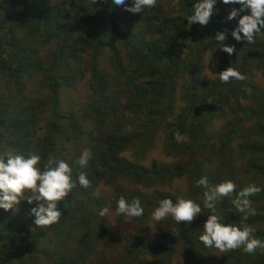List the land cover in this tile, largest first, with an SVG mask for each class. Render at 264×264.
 <instances>
[{"label":"rangeland","instance_id":"rangeland-1","mask_svg":"<svg viewBox=\"0 0 264 264\" xmlns=\"http://www.w3.org/2000/svg\"><path fill=\"white\" fill-rule=\"evenodd\" d=\"M125 2L127 7L132 6V0H125ZM84 4L93 5V2L92 0H84ZM111 5V8H108L104 13L106 21L101 24L104 39L108 44L102 48L96 57L98 73L104 76V80L109 84L104 101H108L110 108L104 110L102 115L98 110H102V106L95 108V104L92 102L93 94L88 72L92 56L91 50L79 52L72 56L69 67L63 70L65 74L72 75L68 78L71 84L61 86L57 91L56 98L51 95L43 82L45 75L41 72L36 73L27 83L22 82L19 85L22 89L16 97L14 95L17 91L16 86L7 81L0 72V91L4 96L2 102L7 106L9 114L21 115L22 107L27 106L35 121V125L31 128V133L27 138L30 139L29 147L32 153L38 154L39 152L38 142L41 141L47 131L50 114L55 105L58 113L75 114L80 117L79 123H75V125L78 123L76 125L78 132L74 130L75 126L74 124L72 126L71 119H66L64 122L66 126H61L55 150L50 155L68 162L72 167V179L77 181V186L72 192L57 204L61 213L59 219L61 223L46 226L51 228L47 236L39 242H34L36 252L32 258H29L31 257L29 252L19 249L21 252L12 264H55V261L58 263L62 261L64 264H76L77 260H71V258L73 259L72 255L76 251L75 248L84 235L88 237V245L93 250L82 258L80 264L121 263L125 259L123 252L131 239H142L164 246L171 244L172 247L171 252H168L167 255L153 251L139 253L136 261L159 262L166 259L167 264H237L229 256L235 252L234 250L220 253L215 248H206L199 240V236L203 232V224L212 214L210 209L203 207L204 188H201V193L197 197H193L189 191V180L186 174L187 177L155 183L145 180L136 181L127 174L117 172L115 167L122 162H130L150 168L153 161H157L159 166H175L177 163H181L185 168L192 166L195 162L190 134L193 114L196 115L205 109L204 123L200 130L208 145L205 150L199 153V160L202 162L201 176L206 177L208 181H213L209 187H214L225 180H231L236 184L235 191L237 193L252 183L261 189L264 188V174L259 175L250 170L251 165L256 163L260 167V171L264 173V157L259 153L250 157H239L235 151L238 143L248 137L264 144V133L261 132L260 127L254 126L257 121L264 123V44L257 46V50L253 52L255 54L249 56V59L253 61V66H251V75L245 90L231 95H216L211 102L205 100L200 102L204 97L201 95L202 89L201 92H197L200 94L194 98L196 103L191 105L192 108L189 111H186L189 106L184 97L189 89L195 90L196 87L193 82L187 81L183 72L180 71L174 81L175 90L170 101L171 112L166 113L167 116L165 115L163 119L159 120L160 123L155 125V131L149 134H147L148 132H139L138 137L134 138L127 148L117 151L114 156H103L101 152L106 149L108 141H111L108 138L109 133L104 134L107 125L119 126L124 128L123 131L132 128L133 122L130 123V120L126 118L132 113L124 110V108L128 104V99L134 96L133 93L129 92L134 86L127 83L128 78L125 75L133 72L137 77L135 81L138 83H142L146 79L144 76H139L143 71L140 61L132 59L133 52L141 47L140 39L142 40L144 29L143 23H141L142 19L147 18L148 14L157 17L156 19L162 17L174 19L176 16L185 15L183 0H157L155 8L145 9V11L135 14L126 11L124 6H116L113 2ZM239 7L238 4H224L222 0H216L209 22L201 26L206 27L214 23L218 18V13L227 18L233 9ZM85 9L87 8H78L74 11L76 14L70 15L64 20V28L71 36H75L81 31L82 21L86 19L88 12ZM14 11L23 14H27L29 11L33 13L34 7L26 3L16 7ZM81 17L84 19L80 20ZM238 20L239 16L232 19L233 30L237 26ZM154 24L160 26L162 23ZM193 29L195 31L193 38H180L177 41L175 55L182 63L189 61L196 43V37H200L198 47H196L197 54L192 60L194 74L197 76V81L201 77H206L208 80L218 79L220 71L229 66L234 67L225 57L226 52L220 49V42L214 40L218 30L215 32L211 30L209 33L198 32L196 35L198 28L194 27ZM158 36L157 33L153 36L154 38L148 34L144 37L145 40H157ZM29 40L31 39L29 38ZM234 42L235 39L230 32L224 43L233 46ZM54 47L53 44L40 45L38 48L39 55L41 57H44L45 54L49 55ZM113 59L118 66L124 69V76L119 75L114 70L111 64ZM48 60L50 61V58ZM233 108L238 109L239 112H232ZM178 111L188 114L184 119V122H187L185 125L188 132L186 135H181L180 142H177L176 138L170 141L171 137H168V129H166V125L172 123L180 114ZM240 115H245L242 121H240ZM236 126L241 127V133L226 150L222 147L220 139L225 133L233 131ZM73 135L77 136L74 137ZM94 144L101 147V149L98 148L100 152H94ZM172 145L175 146L172 148ZM176 148H184L186 153L176 152ZM84 149L90 150L92 156L88 166L81 168L75 161ZM12 150V147L7 148L8 152H12ZM94 158L96 160H93ZM80 172L86 173L87 178L94 181L92 183L94 186L86 189L81 188L77 178L73 177L74 173ZM95 181L98 182L95 183ZM158 193L169 194L170 197L182 196L201 205L202 213L191 223L184 222L187 228L189 227L190 230L195 228L197 231L199 249L194 254H188L182 250L180 238L175 242L170 240L171 236L168 235V232L177 224L171 217L160 222L152 219V212L127 222L123 216L115 217L116 204L121 196L131 202L133 199L152 197ZM232 196L233 194L229 197ZM96 198L100 201L92 203V200ZM37 206L38 203L35 201L29 204L26 199H22L14 209L7 211L0 209V220L8 219L10 213H13L15 215L13 225L25 226L30 224L32 227L37 226L34 224L35 217L31 215V209ZM104 207H109L112 215L101 217L99 212ZM252 207L264 213V202H254ZM65 212L69 213L65 214ZM215 214L222 217L220 222L223 224L233 223L242 226L239 223L240 213L236 211L233 205L225 211L216 208ZM253 228L264 229V221ZM259 252H262L264 257V249ZM42 253H49L53 258H48ZM253 258L255 259L256 256ZM133 263L136 264L135 261Z\"/></svg>","mask_w":264,"mask_h":264},{"label":"trees","instance_id":"trees-1","mask_svg":"<svg viewBox=\"0 0 264 264\" xmlns=\"http://www.w3.org/2000/svg\"><path fill=\"white\" fill-rule=\"evenodd\" d=\"M93 5H85L84 0H0V72L6 78L7 81L14 83L17 91V96L20 89L19 85L27 83L36 73L41 72L45 77L43 82L48 87L51 95L56 98L57 91L61 86L70 85L69 77L63 72L69 67V62L72 56L76 53H83L87 50H91V62L88 66V72L90 75L91 89H92V102L97 106H102V110L98 109L100 115L104 110L110 108L108 101H104L105 93L108 90L109 84L104 80V76L98 73V67L96 63V57L100 54L103 47L108 42L104 39V33L101 29V24L106 21L104 13L108 8H111L112 0H92ZM184 16L172 17H153L148 14L147 18L142 19L143 23V37L140 39V48H137L133 52V60H139L143 71L139 76L146 77L142 83L136 82V76L133 72L125 75L128 78L127 83L134 87L129 92L134 96L128 99V104L124 110L130 111L132 114L127 116L132 128L123 131L124 128L119 126L107 125L104 134H108V141L106 149L101 153L103 156H114L117 151L127 148L134 138L138 137L139 132L147 134L155 131V125H158L159 120L163 119L166 113H170L171 97L174 93V81L177 73L182 71L187 81L193 82L196 89H189L184 97L188 104L189 111L195 104L194 98L200 94L197 92H203L201 95L204 97L201 99L207 102L213 101L216 95H231L239 93L248 87V79L251 75V66L253 61L249 59V56L254 55L257 46H262L264 40V29L256 36V42L248 44L244 41L237 42L235 40L233 46L235 52L232 55L225 53V57L230 61L234 67L246 76L243 81L232 80L228 83L221 82L220 79L208 80L206 77H201L197 81V76L194 74L193 69V57L197 54L198 42L200 37H196V43L191 52V57L186 63H182L175 55V46L180 38L191 37L194 35V27L198 28V32L209 33L212 31H225L226 35L230 34L233 30L232 19L229 20L225 16H221L218 13V18L214 23L209 26L203 27L197 23V25H189L187 22V16L191 14L192 8L199 0H183ZM29 3L33 5V13L29 11L27 14L15 12L14 9L21 4ZM87 8V17L82 22V29L75 36H71L66 28H64V20L66 17L76 14L78 8ZM89 7V8H88ZM245 14V13H244ZM247 14V13H246ZM84 19V17H81ZM154 23H162L160 26H156ZM159 34L156 39L145 40L147 34L154 38L155 34ZM123 34H126L123 32ZM124 36V35H122ZM29 38L31 40H29ZM126 39V38H125ZM47 44H53L55 47L53 51L44 57L39 55V46H45ZM254 48V49H253ZM50 58V61L48 60ZM114 70L119 75L124 76V69L115 63V60H111ZM72 74V73H71ZM75 78V76H74ZM0 91V152H8L7 148L12 147L13 153L21 154L27 157L29 153H32L28 135L31 133V128L35 125V121L31 116L29 108L22 107L21 115L9 114L7 106L3 104L2 100L4 96ZM264 95V93H263ZM56 100V99H55ZM103 100V104H102ZM41 101V100H40ZM39 101V102H40ZM56 103V101H54ZM97 104V105H96ZM104 106V107H103ZM205 109L196 115L193 114V123L190 128V134L192 136L193 151L195 153V162L192 166L183 167L182 164L177 163L175 166L162 165L159 166L157 161L152 162V166L147 168L136 163H120L116 165L115 170L117 172L127 174L130 178L136 181H148V182H160L169 181L172 179L185 177L189 180V191L193 197H197L201 193V188L197 186V181L202 177L201 165L199 160V153L207 148L208 142L205 137L201 135L200 128L204 123ZM250 111V110H249ZM232 112H239L238 109L233 108ZM8 113V114H7ZM116 113V112H115ZM178 113H180L178 111ZM183 116H182V115ZM50 121L47 124V131L41 141L38 142L39 152L41 156V162L38 165L43 168L44 162L49 158L52 152L55 150L58 133L62 125L67 118L71 119V124L75 126L74 130L78 132L76 125L79 123L80 117L75 114H61L58 113L56 105L51 112ZM187 112L180 113L174 119L172 123L166 125L167 135L171 137L169 140L175 139L176 133L186 135L187 122L184 119L187 117ZM167 116V115H166ZM240 121L244 119L245 115H240ZM78 122L76 125L75 123ZM128 125V124H127ZM255 127H260L261 132L264 133V123L257 121L254 124ZM125 127V126H124ZM111 128V129H110ZM256 129V128H255ZM241 127L236 126L233 131L225 133L223 138L220 139L221 145L224 149L228 150L231 143L240 135ZM76 137L77 135H73ZM175 145H172V148ZM94 152L98 153V147L94 144ZM236 153L239 157H250L256 153L261 154L264 157V144L260 143L256 139H250L249 137L244 141H241L236 146ZM176 152L186 153L183 148H176ZM182 156V155H181ZM93 160H96L95 158ZM250 170L256 174H264L260 171V167L253 163ZM186 174V175H185ZM79 173H74L73 177L77 178ZM90 181V179H89ZM91 186L94 181H90ZM98 181H95V183ZM209 185L213 184V181H208ZM237 191L233 193L232 197H224L217 202L216 208L221 211L227 210L232 204L231 200L235 198ZM164 198H170L175 202L177 197H170L169 194H157L152 197L139 198L141 206L144 209L143 215L153 212L158 206V202ZM250 200L254 202H264V188L251 196ZM100 199L96 198L92 200V203H98ZM256 210V209H255ZM69 212H65L67 214ZM255 216H250L247 221L248 225L254 227L264 221V213L256 210ZM241 215H239V223L241 222ZM14 214L10 213V217L0 220V264H12L17 259L19 249H24L30 253L29 258H32L35 254L34 242L40 241L47 236L51 227H32L30 224L25 226L13 225ZM69 216V215H67ZM61 221L58 223V225ZM171 236L170 240L173 242L179 238L181 240L182 250L188 254H194L197 249V231L195 228L186 226L184 222L176 224V227L171 228L168 232ZM254 236L257 239L264 241V229H255ZM87 236H83L81 241L75 248V253L72 255L73 259L77 260L76 264L82 262V258L87 256L92 248L89 247V241ZM174 239V240H173ZM37 242V243H38ZM171 244L163 245L156 242L144 241L142 239H131L127 244L123 254L125 259L121 263L114 264H132L133 261L136 264H167L166 259H162L159 262L152 261H136V257L139 253L146 251H153L161 255H167L171 252ZM230 256L234 263L237 264H264V257L262 256L261 249H257L252 254L244 253L242 249L234 250ZM48 258H53L49 253H42ZM256 256L254 259L253 257ZM16 258V259H15ZM55 264H64V262L55 261ZM134 264V263H133Z\"/></svg>","mask_w":264,"mask_h":264},{"label":"clouds","instance_id":"clouds-1","mask_svg":"<svg viewBox=\"0 0 264 264\" xmlns=\"http://www.w3.org/2000/svg\"><path fill=\"white\" fill-rule=\"evenodd\" d=\"M112 2L116 6H124L126 11L133 14L157 6V0H132L131 7L126 6L125 0H112ZM222 2L240 5L227 17L231 20L239 16L237 26L231 31L232 37L237 42L255 43L256 36L264 29V0H222ZM215 3L216 0H199L195 3L191 14L187 16L188 24L206 25L213 14ZM241 13L247 14L241 15ZM226 33L227 30L218 31L214 40L220 42L219 47L222 51L232 55L236 50L234 46L224 43L227 38ZM218 76L224 83L246 79L244 74L231 66L220 71ZM175 138L180 142L181 134L177 132ZM91 156L90 150L84 149L75 163L85 168ZM41 159V156L35 153H29L25 157L13 152H0V209L5 211L14 209L22 199H26L29 204L35 201L38 206L31 209V215L35 217L34 224L38 227H46L59 222L61 213L57 204L72 192L77 186V181L72 179V167L64 159L50 156L44 162L42 169L38 167ZM77 180L81 188L91 187L86 173L80 172ZM196 183L197 186L205 189L203 207L212 212L203 224V232L199 236L200 242L206 248H215L220 253L242 249L247 254H252L257 249H264V241L254 236L255 229L244 223L250 216L257 214L252 207L250 197L262 190L259 186L255 183L249 184L231 200L236 211L242 214V226H237L233 223H221L222 217L215 214L217 202L231 196L236 190V184L231 180H225L214 187H209L206 177H201ZM202 210L201 205L194 200L178 196L175 202L170 198L160 200L151 216L156 222L171 217L178 224L191 223L202 213ZM143 213L144 209L139 199L128 202L121 196L117 201L114 215L123 216L127 222L142 216ZM99 215L105 217L112 213L109 207H104Z\"/></svg>","mask_w":264,"mask_h":264}]
</instances>
